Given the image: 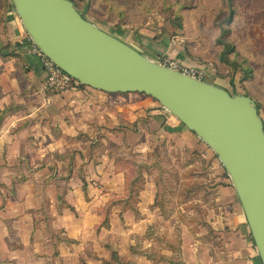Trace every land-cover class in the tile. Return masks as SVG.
I'll use <instances>...</instances> for the list:
<instances>
[{
	"label": "crops",
	"instance_id": "0c3cea01",
	"mask_svg": "<svg viewBox=\"0 0 264 264\" xmlns=\"http://www.w3.org/2000/svg\"><path fill=\"white\" fill-rule=\"evenodd\" d=\"M4 3L6 8L0 12V264H50L53 248L39 222L38 209L44 197L49 203L48 214L53 218L51 227L72 240L58 244L52 264H78L79 259L94 264L93 260H87L86 250L91 249L89 242H94L96 250L94 227L103 214L100 206L103 202L97 204V199L104 197L97 194L93 185L100 180L113 187L122 181L123 171H117L113 160L105 154L91 158L89 145L97 136L104 142L112 139L140 145L136 139L143 132L172 136L188 129L142 93H106L89 86L63 93L44 92L41 61L31 52L30 38L13 8L8 7L9 1ZM171 38L167 33L142 31L138 38L132 39L140 46L139 52L159 61L164 56L177 58L184 54L172 44ZM6 53L15 56L3 58L1 55ZM66 151H73L75 159L65 194L73 210L64 207L58 213L57 185L62 183L58 175L65 163L55 155ZM222 190L219 197L222 207L218 208L220 213L221 209L229 210L224 217L218 212V225L213 229L223 239L221 246L227 253L226 260L217 251L212 256L209 251L207 257L212 262L201 258L196 259V264H261L239 202L229 187ZM155 195L156 186L146 181L139 191L137 212L128 209L121 214H124V234L139 229L144 233L147 224L154 220ZM182 243L184 249L187 243ZM193 244L196 254L197 244ZM211 244L214 243L210 242L209 248ZM139 257L126 260L152 264L146 257Z\"/></svg>",
	"mask_w": 264,
	"mask_h": 264
},
{
	"label": "rangeland",
	"instance_id": "374dc122",
	"mask_svg": "<svg viewBox=\"0 0 264 264\" xmlns=\"http://www.w3.org/2000/svg\"><path fill=\"white\" fill-rule=\"evenodd\" d=\"M4 1H9L8 7L13 8L11 0H0V12L6 8ZM72 1L86 19L104 31L125 39L138 50L140 46L132 38H138L142 31L167 33L174 38L178 36L180 42L172 44L202 65L199 68L204 69L206 80L224 85L231 93L250 96L256 102L264 122V0H233L235 12L229 24L225 21L229 19V14L226 7H223L222 0H129V5L124 4V0ZM170 4H173V8L183 5L181 9L183 29L170 24L171 12L170 9H166ZM114 8L116 10L123 8L124 15L118 16ZM225 27L230 28V34L221 36L222 28ZM218 39L233 44L234 52L227 55L229 60L237 63L245 61V64L251 66L249 80H242L243 72L240 69L234 70L230 65L220 62L218 55L223 46L217 42ZM185 47H190L192 54L199 58H192L186 54ZM146 97L152 98L147 95ZM187 131L172 136H164L155 131L149 134L143 132L136 139L140 145L127 144L125 141L120 143L112 139L104 142L96 137L98 140L96 143L103 145L104 154L113 160L115 169L123 171L122 181L113 187L95 180L93 189L98 191L97 194L105 199L122 196L124 177L128 181L132 180L136 175L135 165L144 162L153 167L149 173H144L138 189L140 190L146 181L154 183L161 206L153 205L157 208L154 220L147 224L143 234L142 229L124 234V214L118 213V207H115L116 211L113 208L111 217L109 215L108 218V226L98 228L99 220L94 227L97 235L96 250H93L94 242H89L91 249L86 250L87 260H93L94 264H102L100 259H108L112 251L117 253L120 260H137L140 255L136 251L141 249L172 255L170 251L161 248L162 245H156L145 237L149 231L158 237L173 241L179 238L180 255L185 259L184 264H196V259L201 258L202 261L209 259L208 263H211L212 260L207 257L209 251L211 256L217 251L223 261L226 260L227 253L221 246L223 239L213 229L218 225L220 218L217 216L218 212L220 213L218 206H221L219 197L222 195V188L229 187L233 198L235 197L237 201L238 199L230 179L213 151L200 142L194 133ZM156 164L162 168L160 174L154 169ZM104 198L97 199V204L103 202L100 204L102 210L106 202ZM226 205L225 202L224 206ZM150 210L152 211V208ZM228 210L221 209L219 216L224 217ZM182 242L187 243L184 249L181 248ZM210 242L216 245L211 244L209 248ZM193 243L197 244L194 246L196 254L193 252L195 251ZM177 255L173 254L174 257ZM78 261L82 263L83 260Z\"/></svg>",
	"mask_w": 264,
	"mask_h": 264
},
{
	"label": "water",
	"instance_id": "95a60500",
	"mask_svg": "<svg viewBox=\"0 0 264 264\" xmlns=\"http://www.w3.org/2000/svg\"><path fill=\"white\" fill-rule=\"evenodd\" d=\"M11 3L30 41L79 84L106 93L150 96L213 151L264 264V122L256 102L149 59L86 19L72 0ZM177 59L202 67L185 54Z\"/></svg>",
	"mask_w": 264,
	"mask_h": 264
},
{
	"label": "trees",
	"instance_id": "16d2710c",
	"mask_svg": "<svg viewBox=\"0 0 264 264\" xmlns=\"http://www.w3.org/2000/svg\"><path fill=\"white\" fill-rule=\"evenodd\" d=\"M124 4H130L129 0H124ZM175 4V3H174ZM177 5V3L175 4ZM223 7H226L228 11V18L225 21L229 24L232 22L235 12L234 2L233 0H222ZM183 5H178L176 8H173V4L167 5L166 9H170V17L169 22L173 27L178 28H184V20L183 15L181 13V9ZM76 7V6H75ZM114 12L118 16L124 15L123 8L115 9ZM228 26V25H227ZM227 34H230V28L225 27L222 28V35L225 36ZM219 44L223 46L221 52L219 53L218 57L220 62L226 63L232 67V69H240L243 72V79L242 80H249L251 78L252 68L249 64H245V61L243 63H237L234 60H229L227 55L229 53L234 52L233 44L229 41H224L218 39L217 41ZM185 53L188 54L192 58H199L192 54L190 47H185ZM3 58L15 56L13 53H6L1 55ZM76 87H85V85H81L76 81ZM230 92V91H229ZM231 93V92H230ZM233 94V93H232ZM155 100V99H154ZM98 140H95L93 143L89 145L90 147V157L95 158L97 155L100 156L104 154L105 148L102 147L100 143H96ZM201 142V141H200ZM108 156L111 157V154L108 153ZM57 159L63 160L65 164H63V170L62 174L58 175L59 180L62 182L61 184L57 185V195H56V208L57 212H61L62 208L67 207L73 210V207L66 201L65 194L67 190L69 189L68 186V180L73 172V169L75 167V159H74V153L73 151H66L62 154H56ZM156 167L154 169L157 170V172L160 174L162 172V168L159 165H155ZM136 169V175L135 177L128 181L125 177V183H124V194L122 196L116 197L115 199H108L103 207L102 211V218L101 221L98 224L99 227L108 226V218L111 213V210L113 207L119 208V213L124 212L125 210H132L134 212H137V202L139 198V189L138 185L141 182L144 173H149L153 167V165H149L147 163H137L135 165ZM81 172V170H79ZM51 179V177H49ZM157 184V183H155ZM48 200L44 197V201H42L39 210L40 218L39 222L42 224L44 228L45 235L48 236V243L51 244V248H53V254L49 257L50 258V264L53 263V259L55 256H57V246L61 242H72L68 237H66L61 230H54L51 227V221L52 217L48 214ZM154 206L160 207L161 201L159 199V195L156 193L154 202ZM146 238L151 240L156 245H162L161 248L166 249L172 253V255H164L163 253H155L154 251H139L138 253L144 257H146L148 260H150L154 264H184V259H182L180 255V239L170 240L168 238L164 237H158L153 232H148L145 235ZM177 253V257H174L173 254ZM102 264H139L135 261L131 260H120L117 253L115 251H112L110 254V257L108 259L102 258L101 259ZM87 264V263H82Z\"/></svg>",
	"mask_w": 264,
	"mask_h": 264
},
{
	"label": "built area",
	"instance_id": "2783aa9c",
	"mask_svg": "<svg viewBox=\"0 0 264 264\" xmlns=\"http://www.w3.org/2000/svg\"><path fill=\"white\" fill-rule=\"evenodd\" d=\"M172 42L178 44L179 37H172ZM30 50L41 61L44 71L43 90L49 94L63 93L76 87V80L70 75L62 71L52 60H50L41 50L32 42H30ZM159 63L168 66L181 73L187 74L192 77H197L206 80V73L204 69L192 67L179 62L170 57H162Z\"/></svg>",
	"mask_w": 264,
	"mask_h": 264
}]
</instances>
